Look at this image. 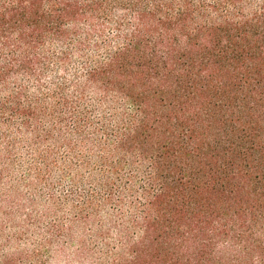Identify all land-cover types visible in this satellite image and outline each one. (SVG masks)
<instances>
[{
	"label": "trees",
	"instance_id": "trees-1",
	"mask_svg": "<svg viewBox=\"0 0 264 264\" xmlns=\"http://www.w3.org/2000/svg\"><path fill=\"white\" fill-rule=\"evenodd\" d=\"M23 146L50 252L264 264V0H0V185Z\"/></svg>",
	"mask_w": 264,
	"mask_h": 264
},
{
	"label": "rangeland",
	"instance_id": "rangeland-1",
	"mask_svg": "<svg viewBox=\"0 0 264 264\" xmlns=\"http://www.w3.org/2000/svg\"><path fill=\"white\" fill-rule=\"evenodd\" d=\"M14 162L15 167H11V170L5 173L1 181L0 194L7 190L14 191L20 199L18 201L15 196L16 202L21 207L18 208L16 204L11 206L12 203L0 200V264L5 257H12L13 260L18 261V264L23 259H27L25 264H32L37 260L44 264H93L83 262L76 253L79 240L67 243L63 238L62 250L57 251L56 247H53L55 249L50 252L51 247L48 243L50 236L46 233L45 228L55 220L68 223L70 208L66 205V198H69V202L74 200V196H69L71 178L66 175L61 178L57 174L52 189H44L45 186H40L34 175L28 174V151L25 146L21 148ZM24 179L27 180L24 181ZM30 182H33V185ZM51 193L56 197V208L51 205ZM36 196L38 202L36 201L34 206L24 201V198H36ZM48 205H50V213H46L45 217L38 216L45 212ZM31 214L32 217H30Z\"/></svg>",
	"mask_w": 264,
	"mask_h": 264
}]
</instances>
